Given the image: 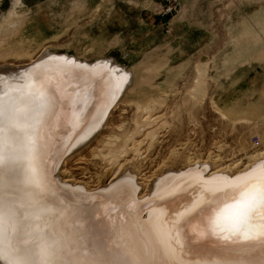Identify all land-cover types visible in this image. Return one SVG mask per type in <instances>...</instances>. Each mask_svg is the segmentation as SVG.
Listing matches in <instances>:
<instances>
[{
	"label": "bare ground",
	"instance_id": "bare-ground-1",
	"mask_svg": "<svg viewBox=\"0 0 264 264\" xmlns=\"http://www.w3.org/2000/svg\"><path fill=\"white\" fill-rule=\"evenodd\" d=\"M77 3L72 15L69 16L71 18L77 13L84 12L83 4ZM27 12L22 3L15 1L2 19L0 58L4 59L7 56L16 58L13 61L7 59L9 62L0 60L3 64L18 62L20 66L25 64L32 67L42 65L48 58L46 57L50 48L48 45L40 47V50L33 54L36 49L33 43H42L44 40L42 35H32L31 39L16 37L20 42L30 41L27 45H22L19 41L17 46L13 43L15 39L13 35L20 34L19 27L22 29L27 22ZM262 21L260 29L264 32V17ZM9 34H13V37ZM260 39L256 41L252 53L256 61L264 60V40ZM235 46L237 50L241 49V43ZM83 52L82 55L86 59L91 58V51L89 55ZM37 69L41 70L39 74L42 80L49 78V73L41 66ZM130 72L127 74L111 68L112 75L109 76L111 82L109 81L110 84L107 86L108 100L115 99V96L131 85L128 81V78L132 77ZM195 72L194 81L189 91L185 92L189 99L195 100V103L199 98V103L200 98L202 100L206 93L203 94L205 88L203 90L201 88L205 84L203 79L208 71L198 67ZM208 74L210 75V72ZM36 75L29 71L27 76H30V79L26 76L25 82L32 81L21 89L18 87L13 89L14 82L10 85V88L13 87L11 89H7L5 83L0 87L2 90L0 94L9 93L4 99L5 102L2 101L4 105L0 114V126L4 130L0 141V180L13 205L20 208L10 221H5L4 250L0 252V264H38L41 251L50 237H56L57 241L64 245L61 249V264H79L80 261L89 259L93 248L104 246L113 250L126 249L138 264H171L173 260L179 261L180 264H222V261L254 260L259 264L264 257V246L260 244L225 243L212 238L194 239L193 234L196 229L204 227L214 208L219 203L227 201L237 187L264 171L263 126L260 135L261 145L248 150L241 147L239 153L242 154L237 155L238 159L227 160L217 155L214 157L208 155L207 159L181 157L177 152L182 148L179 147L180 149L170 150L168 160L160 164L157 131L162 132L163 130L160 131L158 127L165 125L160 123L164 117L160 115V108L165 105L166 102L162 101L166 98L153 99L152 102L143 104L136 102L137 104L129 107V112L125 108L119 110L117 104L110 108L111 111L103 123L99 126L93 123L96 128L91 125L75 146H71L74 149L84 145L64 158L59 171L65 185L61 186L53 179V159L56 158V151L62 146L66 134L80 127L87 108L93 101L92 96L95 97L97 90L92 87L86 95L87 87L73 82L72 86H68L72 87L70 91L67 92L65 89L56 95L54 104L57 106L53 109V116H49L51 109L46 108L47 93L35 91L38 87ZM83 76L87 75L82 74L81 77ZM22 77L23 74L18 75V79ZM26 86H31L33 90H28ZM0 99L2 100V96ZM65 99L68 101L64 102ZM209 107L214 111L215 103L210 102ZM169 111L171 112V109ZM128 113L131 114L125 116ZM233 122L238 125L249 123L246 117L235 118ZM38 137L41 139L38 140ZM185 144L187 140L181 145ZM35 151H39L36 160L39 168L32 166L31 157ZM93 158H101L110 168L104 167L100 172L97 170L95 177L94 173L88 172L90 166L95 165L90 164ZM19 165L24 167H18ZM40 169L47 177L48 189H44L38 178L33 181V177ZM106 174L107 177L110 174L109 184L115 183L112 187L108 184L107 191L97 194L103 183L102 179L107 178ZM128 175H133L136 180ZM209 192L212 193L211 196L208 195ZM91 193L97 198L96 205L91 202L87 206L92 197L89 196ZM38 196L43 199L38 201ZM34 202L45 206L39 211H33L31 205ZM21 205L23 207H20ZM86 207H90L95 213L85 219L80 214H83ZM77 217L80 219L79 225ZM256 222L264 223V220L257 216Z\"/></svg>",
	"mask_w": 264,
	"mask_h": 264
},
{
	"label": "rangeland",
	"instance_id": "rangeland-1",
	"mask_svg": "<svg viewBox=\"0 0 264 264\" xmlns=\"http://www.w3.org/2000/svg\"><path fill=\"white\" fill-rule=\"evenodd\" d=\"M81 1L89 2L92 7L97 4L99 6L89 16L84 17L79 24L74 25L75 28L83 30V34L81 32L76 40L71 43V51L79 48L78 56L63 51L68 44H65V39L59 41L60 32H56L54 36L50 37L51 40L49 37L42 35L44 39L42 43H33V46H36L33 54L36 53L35 51L38 52L42 46L48 45L50 47L47 52V55H50H46L48 58L43 61L42 65L29 67L22 64L20 66V63L17 62L16 64L13 63L15 66H10L13 64H3L1 61H8L7 59L13 61L16 59L15 57L0 58V87L5 83L7 89H9L14 82V88H11L18 87L21 89L32 81L25 82V78L34 67L41 66L44 71L49 73V78L43 80L45 84L44 91L48 96L46 108L51 109L49 116H53V109L57 106L54 104L56 95L65 89H67L65 90L67 92L70 91L72 87L68 86H72L73 82L87 87L86 95L92 87L97 90V94L92 93L95 97L92 96L93 101L88 106L80 127L66 134L62 146L56 151V158L53 159L54 181L61 186L65 185L59 171L63 160L84 145L74 149L71 146H75V143L85 134V130L94 125L93 123H97L98 126L103 123L102 121L111 111L110 108L117 104H119V107L117 106L119 110L125 108L129 112V107L137 103L143 104L152 102L153 99L166 98L165 101H162L166 102L165 105L160 108V115L164 116L163 119L161 117L160 123L162 122L165 125L158 127L160 131L163 130L162 132L158 133L157 131L159 141L157 152L159 153L158 162L160 164L168 160L170 150H174V148L180 149L182 147L177 151L181 154V157L207 159L208 155H211V157L217 155V157L220 156L223 159L233 160L239 158L241 147L248 150L251 147L261 145V127H264V60H254L252 57L254 54L252 53L258 38L262 37L264 40V32L260 29L263 25L264 0ZM14 2L15 0H0V24L13 7ZM53 10L57 13L55 15L60 14L58 8ZM41 12L39 11L37 16L34 15L35 17L33 15L26 16V24L22 29L19 27L20 34H9L11 37H15L13 43L16 46L19 41L16 39L18 36V38L30 37L29 39H31L32 35H40L38 30H42L43 27L46 30L50 26L59 27L58 17L54 19L57 23L51 25L48 18L42 17ZM70 15H72L71 11ZM78 16L79 14L75 15L74 18L73 16L72 18L69 17L71 23L76 22ZM43 21L47 23L44 25ZM93 39L106 42L109 39L112 42L113 39L117 47L114 53L110 52L104 57L96 58V55H93L91 58L86 59L82 52L84 51L83 53L86 55L94 52V46L97 45V42L92 41ZM262 39L260 41H263ZM29 42L19 41L22 45H27ZM61 42L62 44H60ZM240 43L241 49L237 50L235 45ZM98 46L97 53L105 47L104 44ZM178 51H180V54ZM180 55H183V57H179ZM104 65L106 66L104 67ZM198 67L210 72V75L208 72L206 73L203 81H205V84L208 82V85L204 84L201 88L202 90L205 88L203 90V94L206 92L205 99H203L204 97L202 100L200 98L198 103V98L197 103H195V100L189 99L185 91H189ZM111 68L127 74L131 71L132 77L128 78L131 84L128 88L115 96V99L108 100L107 86L111 82L109 78L112 75L110 73ZM81 73L87 76L82 78ZM21 74H23L22 80L18 79V75ZM29 77L27 76L28 79H30ZM26 88L33 90L31 86H26ZM0 91L2 92V90ZM165 93H167V97ZM184 93L186 94L184 95ZM172 95L176 97L174 98ZM0 96H2L0 101H3L9 96V93L0 94ZM67 101L65 99L64 102ZM115 101L119 103H115ZM210 102L215 103L216 108L213 109L215 112L209 107ZM119 110L118 112H120ZM118 112L116 115H118ZM130 114L128 113L125 116ZM241 117L248 118L249 123L238 125L233 122V119ZM99 121L100 123H98ZM165 121L166 123H164ZM196 126L198 128H195ZM94 127L96 128V125ZM97 135H95V138ZM186 140L187 144L182 146L181 144L185 143ZM69 150L71 151L69 152ZM218 150L221 152L219 153ZM91 158L89 159L92 160ZM90 164L95 165L94 167L90 166L88 172L94 173L95 177L97 170L100 172L104 167L110 168L101 158H93V162H90ZM136 169L137 167L133 170L136 171ZM109 175L107 177L106 174L107 178L102 179V185H105L100 186L101 188L96 192L97 194L104 193L107 188L112 187L115 183L109 184ZM128 176L136 180L135 177H132L133 175ZM104 187L105 189H103ZM93 194L89 195L92 197L89 199L87 206L91 202L96 205L97 198L93 197ZM94 213L90 207H86L83 214L80 215L86 219L92 217Z\"/></svg>",
	"mask_w": 264,
	"mask_h": 264
},
{
	"label": "snow or ice",
	"instance_id": "snow-or-ice-1",
	"mask_svg": "<svg viewBox=\"0 0 264 264\" xmlns=\"http://www.w3.org/2000/svg\"><path fill=\"white\" fill-rule=\"evenodd\" d=\"M36 73L38 87L35 91L43 92L45 84L42 80L40 69L33 68ZM3 111V102L0 101V112ZM3 127L0 126V141L3 137ZM41 137H38V140ZM39 151H35L31 157L33 167L39 168L36 160ZM18 167H24L19 165ZM38 178L44 189L49 188L47 177L42 169L38 170L33 181ZM212 195L211 192L208 193ZM43 199L38 196V201ZM45 205L34 202L31 207L33 211H39ZM20 207H23L21 205ZM20 210L15 207L9 194L3 189L2 180H0V252H3V230L5 221H10ZM260 216L264 220V171L256 178L245 182L243 185L234 190V194L227 200L219 203L213 210V214L207 220L202 229H196L194 239H217L225 243L236 242L240 244H260L264 246V223H257L256 217ZM80 219L77 217V224ZM79 231V228L77 229ZM82 240V237L80 238ZM178 242V241H177ZM63 244L57 241L56 237H50L45 247L41 251V259L38 264H61V249ZM79 264H138L126 249H108L104 247H96L91 251L88 260L80 261ZM171 264H180L179 261L173 260ZM222 264H257L254 260H235L222 261ZM259 264H264V257L261 258Z\"/></svg>",
	"mask_w": 264,
	"mask_h": 264
},
{
	"label": "crops",
	"instance_id": "crops-1",
	"mask_svg": "<svg viewBox=\"0 0 264 264\" xmlns=\"http://www.w3.org/2000/svg\"><path fill=\"white\" fill-rule=\"evenodd\" d=\"M11 1V0H10ZM15 1H19L20 3L23 4V6L25 7V9H27V16H32L35 17L34 15H39V11H42V17L43 18H48V22L51 23V25L53 23H57L56 21H54V19L56 17L59 18L58 24L59 27L58 28H54V27H49L47 28H42V30H38V33L40 31V35H44L47 37H51L54 36L56 32H60V36L58 37V40L61 41L63 39L65 44H68V46H66L63 51H65L67 54H71L73 56H78V49L79 48H75V50L71 51L72 48V41L76 40L77 36L81 34H83V30L82 29H77L74 27V25L79 24L84 17L89 16L92 11H94V9L96 10L97 7L99 6V4L95 5V7H92L90 5L89 2L87 1H74V0H15ZM74 1V2H73ZM73 2V3H72ZM77 2H79L80 4H83V6L85 7L84 9V13H77L76 16L79 14L78 18L76 19L77 21L75 23H71L69 20V14L70 11L71 13L73 12V10L75 9L76 5L78 4ZM50 5V6H48ZM75 6V7H74ZM74 7V8H73ZM54 8H58L60 14L59 15H55L57 14L53 9ZM72 8V9H71ZM40 23V22H39ZM47 22L43 21V24L45 25ZM69 26V27H68ZM82 37V35H81ZM52 38H50L51 40ZM99 39H93L92 41H96L97 45H95V50L94 52H92V55H96V58H100V57H104L106 54L112 52L114 53V50L116 49V45L114 44L115 40L109 39L107 42L106 41H98ZM62 44V42L60 43ZM100 44H104L105 47L102 48V50L97 53V49H98V45ZM70 45V46H69ZM180 54V51H178ZM179 57H183V55H180ZM95 58V57H94ZM84 60V59H83Z\"/></svg>",
	"mask_w": 264,
	"mask_h": 264
},
{
	"label": "built area",
	"instance_id": "built-area-1",
	"mask_svg": "<svg viewBox=\"0 0 264 264\" xmlns=\"http://www.w3.org/2000/svg\"><path fill=\"white\" fill-rule=\"evenodd\" d=\"M257 143V142H256Z\"/></svg>",
	"mask_w": 264,
	"mask_h": 264
}]
</instances>
